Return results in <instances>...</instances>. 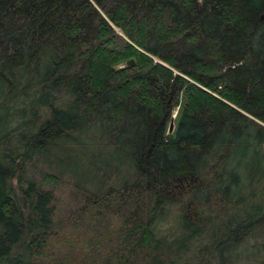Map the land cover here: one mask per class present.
Wrapping results in <instances>:
<instances>
[{
  "label": "trees",
  "instance_id": "trees-1",
  "mask_svg": "<svg viewBox=\"0 0 264 264\" xmlns=\"http://www.w3.org/2000/svg\"><path fill=\"white\" fill-rule=\"evenodd\" d=\"M0 264H264V0H0Z\"/></svg>",
  "mask_w": 264,
  "mask_h": 264
},
{
  "label": "water",
  "instance_id": "water-1",
  "mask_svg": "<svg viewBox=\"0 0 264 264\" xmlns=\"http://www.w3.org/2000/svg\"><path fill=\"white\" fill-rule=\"evenodd\" d=\"M134 63H135V62H134V60L132 59V60H130V61L128 62V65H129V66H133ZM174 129H175V124H174V121H172L171 124H170L169 131H170V132H173Z\"/></svg>",
  "mask_w": 264,
  "mask_h": 264
}]
</instances>
